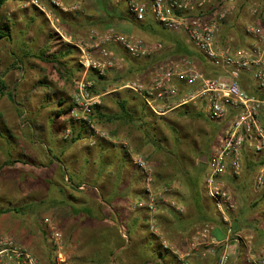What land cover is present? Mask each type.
Wrapping results in <instances>:
<instances>
[{"label": "rangeland", "instance_id": "374dc122", "mask_svg": "<svg viewBox=\"0 0 264 264\" xmlns=\"http://www.w3.org/2000/svg\"><path fill=\"white\" fill-rule=\"evenodd\" d=\"M32 1L8 0L0 11V29L10 35L0 40V86H3L1 89L3 95H0V237H10L27 248L37 257L40 264H53L55 254L47 236L45 223V220L49 219L62 235L63 253L68 264H159L155 261V257H158L156 251L150 253V250H141L134 244L124 248L125 243L121 239L118 245L115 242H107L108 237L112 238L108 232L115 230L118 232L119 226L105 221L106 215L110 213L104 206L102 188L95 185L102 181L93 182L92 175H95V172H85L87 179L76 186L81 192L91 191L94 207L98 210L99 216L103 217L101 219L97 216L96 221L92 222L80 218V215L71 211L68 205L61 208L60 204L55 206L52 201H47L49 197H46L45 189L40 188L41 180L37 170H33L32 173L31 169L21 166L12 169L7 168L6 164L15 162L17 158L21 159L24 153L17 152H20L23 146L26 147V151L29 150L30 156H38L40 138L51 128L61 139L68 126L72 128L73 139L79 128L85 148L95 149L101 142H107L112 152L122 154L124 151L132 162L133 156L140 155L147 163L154 161L157 168L154 170L150 166L154 177L155 172L162 175L163 172L172 171L183 176L188 170L195 172V178L199 181L207 201L206 209L218 216L206 195L205 178L208 165H202L204 164L202 158L213 153L224 124L208 121L193 105H185L172 111H165L163 115H157L147 107L140 94L128 89L115 91L121 85L142 82V79L140 76H123L126 60L121 69L111 70L104 76L95 71L86 72L81 66V51L76 44L85 43L88 32L92 29L97 30L95 28L81 30L76 27L79 24L78 20H82L81 14H84L82 10L87 9V0H62L61 6H56L49 0H41L37 4ZM99 1L102 0H93L94 4H98ZM108 1L116 5L114 0ZM239 1L243 3L246 12L254 5L264 11V0ZM39 6L45 7L46 13ZM243 22L244 19L238 16L233 29H237L238 25L242 29ZM156 26L161 31L165 30L158 24ZM191 49L201 55L197 49ZM41 54L45 55L44 59L40 58ZM194 61L198 67H203L200 59ZM109 74H116L115 77H111L113 82H107L111 80ZM81 81L92 84L89 93L95 103L91 107V118L98 129L110 138L100 140L94 146L89 145V134L85 126L70 118V106L78 93ZM8 93L13 94V99L8 97ZM102 94L105 95L96 96ZM118 99L126 100L129 108L141 112L140 117H144L146 122L142 125L143 132H134L131 135L132 128L125 129L117 124V120L112 116L120 113ZM96 105L99 106L100 113L101 110L106 113L105 119L97 116ZM59 111H66L63 114L65 117L59 116ZM29 142L35 146L32 147ZM123 144H127V148ZM15 147L14 154H9ZM258 160L257 157L246 156L242 175L224 180V184L238 202L237 212L246 211L249 206L254 209L252 203L256 194L252 185L260 167L257 166ZM69 178L65 182L73 185L74 182ZM159 184L160 178L157 177V183L153 181L154 193H159ZM142 185L146 201L148 194L145 181ZM82 186L83 190L80 189ZM111 188L107 183L104 186L106 191ZM167 194L169 192L163 194L167 201L159 202L157 213L160 208L164 211L162 207L165 206L175 210L179 208L182 210L181 213H187L190 204L181 206L176 199L169 198ZM51 196H54L53 192ZM139 204L135 209L142 208L138 207ZM257 206L258 208L254 210L259 209L260 203ZM142 211L149 214L146 207H143ZM155 225L158 227L156 221ZM103 247L110 248L113 254H105ZM164 253L166 258L170 256L169 253Z\"/></svg>", "mask_w": 264, "mask_h": 264}, {"label": "built area", "instance_id": "2783aa9c", "mask_svg": "<svg viewBox=\"0 0 264 264\" xmlns=\"http://www.w3.org/2000/svg\"><path fill=\"white\" fill-rule=\"evenodd\" d=\"M41 0H33L37 4ZM56 6L62 0H49ZM124 2L129 15L137 22L151 18L165 29L181 33L191 48L197 49L208 68L216 76H207L206 69L198 67L191 58L170 59L154 66L149 82H128L123 88L140 94L147 107L157 114L172 111L185 105H193L211 122H221L223 128L213 153L207 158L208 172L205 178L207 198L216 210L220 221L227 227V238L242 243L249 264H264V252L254 251L251 236L234 231L231 215L237 212L238 202L224 184L226 178H238L244 170V158L264 155V17L260 24H248L245 36L248 45L235 47L221 41L222 27L234 15L236 0H220L212 4L207 0H114ZM39 8L45 12V7ZM79 8V7H78ZM77 8V9H78ZM75 9V8H74ZM80 10V8L78 9ZM261 9L250 8L252 17H260ZM46 13V12H45ZM87 42L76 44L81 51V66L95 71L100 76L114 69H121L126 58L141 60L150 58L163 50L161 43H147L135 35L115 31L90 30ZM117 51V52H116ZM101 55L96 57L95 53ZM120 52V54L118 53ZM92 84L81 81L78 93L70 106V118L83 124L89 134L90 146L100 140H110L98 129L91 118L95 102L90 96ZM73 139L70 126L64 132L63 140ZM127 148V144H123ZM140 169L148 194L146 201L138 207L149 211V229L161 242L164 252L171 251L167 240L159 236L155 217L157 206L164 199V193H154V174L146 159L140 155L132 157ZM253 192L261 195L259 211L264 217V165L257 169L253 180ZM84 189V187H80ZM172 203V202H171ZM172 205H174L172 203ZM177 211L182 212L177 208ZM46 232L54 251L53 264H68L63 253L62 235L57 227L46 219ZM215 226L206 223L197 228L190 238L189 250L180 256V264H205L204 259L215 252L220 242L213 236ZM199 258L193 260V252ZM228 261L224 250L219 264ZM0 264H40L37 257L27 248L10 237H0Z\"/></svg>", "mask_w": 264, "mask_h": 264}, {"label": "crops", "instance_id": "0c3cea01", "mask_svg": "<svg viewBox=\"0 0 264 264\" xmlns=\"http://www.w3.org/2000/svg\"><path fill=\"white\" fill-rule=\"evenodd\" d=\"M207 1L213 5L220 2V0ZM234 3L236 11L229 18V21L223 25L221 41L223 44L231 43L235 47H243L249 44L245 36L246 26L250 23L254 25L262 23L264 11H261L260 17L255 18L251 16L249 10L247 12L245 11L243 3H240L239 0H236ZM115 4L114 6L111 2H107V0H102L98 4H94L93 0H87V9H85L86 11L82 10V13L84 12V14H81L82 20H78L79 24L76 27L81 30L95 28L101 32L112 30L120 34L135 35L144 39L147 43H161L164 47L161 52L144 60L126 58L127 63L122 71L123 76H140L142 82H149L154 66L160 63L179 58L203 60L201 55L193 52L191 47L186 44L183 34L169 30L166 32L165 30L167 29L154 22L151 18H147L144 22H137L129 15L124 2H116ZM238 16H241L245 22L241 23L242 29H240L239 25L237 29H233L235 27L234 22H237ZM157 24L165 30H159L156 26ZM81 30L79 31L81 32ZM118 53L120 54V52ZM96 57L100 58L101 55L96 52ZM115 76L116 74L108 75L110 78ZM109 81L113 82L112 78L111 80H107V82ZM124 85H121L115 91L124 90ZM118 100L119 108L120 104L124 103L127 111L134 117L136 123L134 125L127 123V120L121 117L120 111L117 115L112 116L114 120L118 117L117 124L125 129L132 128L131 135L134 132H143L142 125L146 122L143 119L144 117H140L141 112L134 108H129L126 100ZM98 107V105L95 106L97 116L105 119L106 113L103 110L100 113ZM65 112L59 111L58 115L65 117L63 115ZM108 117L110 118V116ZM77 130L73 141H64L51 128L49 132H46L40 138L38 156H30L29 150L26 151V147L23 146L20 148V152H17V154L24 153L21 159L18 160L17 158L13 163L8 162L6 167L13 169L14 167L21 166L31 169L32 173L33 170H37L39 179L41 180L40 188H44L46 197H49L47 201H52L54 205L60 204L61 208L64 205H68L71 211L80 215V218H85L92 222H95L98 218L97 216L100 214L94 207L91 191L81 192L76 186L84 183L85 178L87 179L85 172H95V175H92L93 182L97 180L102 181V183L98 182L95 185L102 188L101 190L105 199L104 206H106V209L110 213V215H106L105 221L119 226L117 228L118 232H115V230L112 235L116 239L120 237L125 243L124 248L134 244L140 247L141 250H150V253L156 251L158 257H155V261L159 264H163L162 262L170 264L175 262L177 264L180 256L189 250L190 238L195 234L197 228L205 222L206 215L202 210L207 201L200 188L199 181L195 178V172L188 170L186 175L183 176V174H174L172 171L163 172L162 175L154 171L155 183H157V177H162L165 178L166 182L171 184L170 188L159 189V192H169L167 194L168 197L176 199L180 205L193 204L187 208V213L185 214L178 212L174 208H172L174 211L171 209L163 211L160 208L159 212L156 213L155 221L158 225V234L167 240L171 250L166 252L170 255L166 258L164 251H162L160 240L149 229V214L143 212L142 208L135 209L137 204L145 200L142 185L144 178L140 169L135 166L126 152L123 151L122 154L112 152L107 142H101L99 146L95 147V149L93 148L94 150L92 148H85L83 146L85 142L82 140L83 135L81 133L79 134V128ZM29 144L32 147L35 146L30 142ZM14 151H16V147L13 150L11 149L9 154L11 153L13 155ZM148 164L154 170L157 168L154 161H149ZM166 170L169 169L166 168ZM68 178L74 182L73 185L65 182ZM88 179L90 178L88 177ZM106 183L112 187L107 191L104 189ZM179 187L180 190H178ZM52 192L54 196L50 197ZM261 200V195L256 194L253 199L254 202L252 203L254 209L256 207L258 208L257 205ZM74 206H77V208ZM250 207L246 211L233 213L231 215L232 225L236 233L253 238L255 252H264V217L259 209L254 210ZM99 218L102 219L103 217L99 216ZM219 223L220 225H214L215 230L213 236L220 244L215 248L214 253L209 254L204 259V263L219 264L220 258L224 250H226L228 254L226 264H249L246 261L244 245L242 243H236L233 238L228 239L226 225L220 220ZM109 227L111 228V226ZM198 258L199 252L196 250L193 252V260H197Z\"/></svg>", "mask_w": 264, "mask_h": 264}, {"label": "trees", "instance_id": "16d2710c", "mask_svg": "<svg viewBox=\"0 0 264 264\" xmlns=\"http://www.w3.org/2000/svg\"><path fill=\"white\" fill-rule=\"evenodd\" d=\"M8 0H0V11L3 9V7L5 6V4H6V2H7ZM57 20L59 21L60 19H59V17H57ZM147 20V19H146ZM8 37H10V35L8 34V33H6V32H3L1 29H0V40H3V39H6V38H8ZM69 53V52H68ZM44 54H41L40 55V58L41 59H44ZM55 60H56V58H55ZM201 62H202V65H203V67L206 69V75L207 76H216V75H218L216 72H213V71H211L209 68H208V66H207V64L205 63V61L204 60H200ZM2 87L3 86H0V95H3V92H2ZM8 97L10 98V99H13V94L12 93H8ZM120 111H121V117L124 119V120H127V123H129V124H131V125H134L135 123H136V121L134 120V117L131 115V114H129V112L127 111V109H126V106H125V104L123 103V104H120ZM200 116L202 117V115L200 114ZM100 118H101V116H100ZM116 120H119L118 119V117L116 118ZM205 157H208L207 155H205ZM206 163H204V164H202V165H205ZM7 165V164H6ZM264 165V155L262 156V157H260L259 158V160H258V164H257V166H263ZM161 179H160V184H159V188L160 189H167V188H170L171 186V184L170 183H168V182H166L165 181V178H162V177H160ZM190 205H193L192 203L190 204ZM163 209L164 210H167V209H171V208H169L168 206H165V207H163ZM198 209V208H197ZM171 210H173V209H171ZM174 211V210H173ZM204 213H205V222H204V224H206V223H213L214 225H216V224H218V225H220V223H219V220H218V217L219 216H216V215H214V213H212L211 214V212H209V210H207L206 209V207L205 206H203V210H202ZM156 220V219H155ZM222 225V224H221ZM112 233H113V231H109L108 232V235H111L112 236V238L110 237H108L106 240H107V242L109 243V242H115V244L116 245H118L119 243H120V237H119V240L118 239H116L113 235H112ZM115 245V246H116ZM103 249H104V247H103ZM106 250V251H105ZM104 253L105 254H107V255H112L113 254V251H111V249L110 248H105L104 249ZM161 255H162V253H161Z\"/></svg>", "mask_w": 264, "mask_h": 264}, {"label": "water", "instance_id": "95a60500", "mask_svg": "<svg viewBox=\"0 0 264 264\" xmlns=\"http://www.w3.org/2000/svg\"><path fill=\"white\" fill-rule=\"evenodd\" d=\"M202 162L206 163V162H207V158L204 157V158L202 159Z\"/></svg>", "mask_w": 264, "mask_h": 264}]
</instances>
